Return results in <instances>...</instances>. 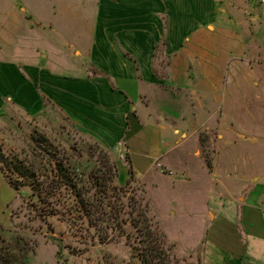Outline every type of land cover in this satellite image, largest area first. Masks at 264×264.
I'll return each instance as SVG.
<instances>
[{"label":"crops","instance_id":"crops-1","mask_svg":"<svg viewBox=\"0 0 264 264\" xmlns=\"http://www.w3.org/2000/svg\"><path fill=\"white\" fill-rule=\"evenodd\" d=\"M86 6L92 8L90 18ZM218 11L222 8L216 0H0V123L8 113L36 114L48 103L57 105L104 142L124 140L127 160L117 163L120 184L155 173L158 159L180 170L189 155L186 141L200 128L224 125L232 136L226 139L223 131L218 134L222 146L213 171L219 175L222 167L227 178L238 175L231 145L242 140L264 142V135L252 134V138L243 133L233 115L235 108L248 102L241 80L251 75L228 69L233 61L235 67H242L246 43L241 44L244 48L239 46L240 55L222 58L217 45L202 37L220 26ZM39 15L48 18L45 23ZM57 29L88 31L89 43L72 44L70 36L61 33L57 45L89 46L82 50L87 59L77 73L40 65L34 52L26 62L14 55L25 53L19 49L35 42L36 30L50 41ZM159 47L168 60L167 77L177 90L174 102L179 100L180 105L169 100L159 103L161 94L167 96L153 70ZM86 62L103 74L85 73ZM258 80L249 81L248 87ZM166 130L171 136H165ZM221 150L226 154L220 159ZM1 174L0 210L13 198L12 187ZM217 179L213 187L199 189L181 181L172 189L189 190L192 206L202 200L204 209L209 208L202 264H264V170L253 173L250 182H240L238 190ZM179 201L174 198L171 205ZM53 258L58 264L56 248Z\"/></svg>","mask_w":264,"mask_h":264},{"label":"rangeland","instance_id":"rangeland-1","mask_svg":"<svg viewBox=\"0 0 264 264\" xmlns=\"http://www.w3.org/2000/svg\"><path fill=\"white\" fill-rule=\"evenodd\" d=\"M216 1L217 7L221 5L222 8V11H218L217 14L220 26L218 29L208 31L202 37L211 45H217V54L220 53L222 58L231 56V53L235 56L240 55L243 52L241 48H244L241 44L246 43V53L243 56L245 61L242 67H235L236 61H233L228 69L229 71L237 69L251 75L250 78L241 80L244 83L245 94L248 95V102H244L242 108H235L236 114L233 115L235 119H238L236 122L241 124L243 133L264 135V1L262 3L256 0ZM86 7L87 9L84 7V12L89 13L88 17L90 18L92 8ZM255 14H258V17ZM37 17L42 23L48 19L44 15ZM62 17L65 18V15L62 14ZM58 26L59 24L56 28H59ZM61 33L68 34L70 36L68 39L72 44L89 43L88 31L84 29L79 32H60L57 29L51 33L50 41L41 38L40 32L36 30L35 42L31 40L30 44H25V47L22 45L23 47L19 50L25 51V53L20 52V54L14 55L20 61L26 62L34 52L35 61L40 65L48 66L56 72L75 74L79 71L80 63L84 64L87 59L82 50L89 49V46L76 45L72 48L57 46L61 41ZM23 40V37L20 38L21 43ZM76 50H80L81 53H76ZM227 50L229 54L225 52ZM156 54L153 70L160 78L161 90H165L167 95L161 94L158 98L159 103L169 100L168 103L180 105L181 101L174 102L175 96L178 97L177 90L167 77L168 60L164 58L163 49L159 47ZM84 66L85 73L103 74L89 62H86ZM250 66L254 69H251ZM252 79H259L256 84H250L254 90L247 85ZM45 103L47 104V102ZM239 103L241 104V102ZM151 104L154 105V102ZM182 104L186 105V100H183ZM170 106L172 105L170 104ZM34 131L37 132L36 135L41 134L48 139V143L51 145L48 143L44 145L48 149L32 145L30 137ZM221 131L226 135V139L232 136L224 125L222 128L217 125L203 127L197 131L195 137L191 136L185 143L189 155L180 170H176L170 163L166 167L158 159L155 162V173L151 171L144 179L137 182L129 180L127 182L130 183L120 184L117 180L118 173L113 179V185L127 189L126 197L123 198L125 206L120 216L123 218L128 216L126 213L129 209L127 206L128 196H133L137 200L141 195L144 196L148 203V215L165 233L168 243L174 244L176 264L203 263V230L204 222L208 221L207 210L209 208L204 209L201 204L202 200H197L192 206L193 196L190 191L185 190L182 193L180 190H172L173 186L175 187L182 181V183L186 182L195 188L202 189L203 187H213L214 182H218L217 178H220L219 180L226 182L230 188L238 190L240 182H250L248 180L253 173L264 170V142L259 139L256 143L242 140L231 145V148L234 147L233 151L235 150L237 157L236 160L232 159L231 161L233 164L237 162L238 175L231 174V177L227 178L222 172V167L218 168L219 175L214 174L217 152L222 146L218 141V134ZM169 132L166 130L165 136H171V132L170 134ZM0 141L7 150L19 153L27 161H34L36 167L46 164L48 158L46 151L56 152L57 156H64L71 163L78 165L83 172L82 178L84 179L92 170H97L96 172L100 175L106 170L104 166L106 156L117 167V163L121 161H119V155L115 148L118 142H122V144L124 142L123 139L111 144L104 142L90 129L81 128L57 105L49 103L44 110L36 114L24 111L8 113V117L0 123ZM32 148H35L33 150L36 153L35 157L31 153ZM220 152L221 159L224 150ZM225 154L226 151L223 156ZM230 167L227 165L226 169L230 171ZM1 176L3 177L2 174ZM231 182L233 183L231 184ZM10 190L13 198L7 207L4 206L0 210V225L3 226L4 235L8 240L13 242L17 236L22 238L24 252L29 257V264H56L53 258L55 248L58 264H139L138 260L131 256L125 238L115 236L118 233L117 230L112 232L111 229H108L110 236L114 235L116 238L101 243L99 241L100 231L90 227L85 218L74 223L57 216L42 220L33 211L32 204L35 199L30 201L28 188H21L20 192H16L13 188ZM93 191L94 189H91L90 195ZM110 194L111 192L108 190L106 195ZM97 195L99 198H103L105 194L98 193ZM174 198H180L175 206L171 205ZM105 200L113 203L114 197H108Z\"/></svg>","mask_w":264,"mask_h":264},{"label":"trees","instance_id":"trees-1","mask_svg":"<svg viewBox=\"0 0 264 264\" xmlns=\"http://www.w3.org/2000/svg\"><path fill=\"white\" fill-rule=\"evenodd\" d=\"M36 133L34 131L31 134L32 145L48 149L44 146L48 139ZM35 148L31 151L34 157ZM46 153V164L36 167L34 161H27L19 153L7 150L0 141V172L16 192L25 187L29 189L30 201L35 199L31 203L33 211L40 219L57 216L74 223L85 218L90 227L100 231L101 243L124 237L131 256L139 264L177 263L174 244L168 243L165 233L148 215V203L144 196L141 195L138 200L128 196V216H120L125 206L123 198L126 197L127 189L112 184L117 173L113 161L106 156V170L101 175L97 170H92L84 179L78 165L64 156H57L56 152ZM91 189L94 191L90 195ZM108 190L111 192L109 196L106 195ZM98 193L105 195L99 198ZM108 197H114L113 203L105 200ZM108 229L112 232L117 230L116 237L110 236ZM4 231L0 225V264H29L22 238L17 236L12 242L4 235Z\"/></svg>","mask_w":264,"mask_h":264},{"label":"built area","instance_id":"built-area-1","mask_svg":"<svg viewBox=\"0 0 264 264\" xmlns=\"http://www.w3.org/2000/svg\"><path fill=\"white\" fill-rule=\"evenodd\" d=\"M257 2L262 3L264 0H256ZM124 144V142H123ZM122 142H118V144L116 145V150H117V154L119 155V159L124 161L126 160L127 157V152L125 149V145H123Z\"/></svg>","mask_w":264,"mask_h":264}]
</instances>
